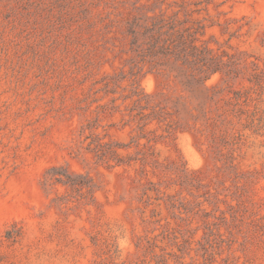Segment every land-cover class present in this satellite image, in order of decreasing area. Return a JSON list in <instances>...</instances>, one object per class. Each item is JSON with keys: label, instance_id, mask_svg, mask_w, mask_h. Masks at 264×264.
Returning <instances> with one entry per match:
<instances>
[{"label": "rangeland", "instance_id": "obj_1", "mask_svg": "<svg viewBox=\"0 0 264 264\" xmlns=\"http://www.w3.org/2000/svg\"><path fill=\"white\" fill-rule=\"evenodd\" d=\"M0 264H264V0H0Z\"/></svg>", "mask_w": 264, "mask_h": 264}]
</instances>
